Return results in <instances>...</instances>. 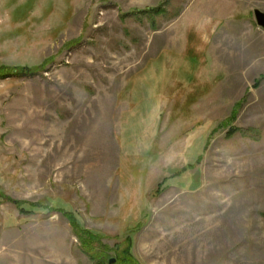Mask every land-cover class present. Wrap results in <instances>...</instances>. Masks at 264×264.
Segmentation results:
<instances>
[{"label":"rangeland","instance_id":"obj_1","mask_svg":"<svg viewBox=\"0 0 264 264\" xmlns=\"http://www.w3.org/2000/svg\"><path fill=\"white\" fill-rule=\"evenodd\" d=\"M255 9L0 0V67L27 70L0 77V240L50 261L66 237L78 264L129 245L134 264H264Z\"/></svg>","mask_w":264,"mask_h":264},{"label":"crops","instance_id":"obj_2","mask_svg":"<svg viewBox=\"0 0 264 264\" xmlns=\"http://www.w3.org/2000/svg\"><path fill=\"white\" fill-rule=\"evenodd\" d=\"M55 240L51 243V246H55V244L62 246V252L57 260L51 258L50 261L47 260L46 248H44L43 254L40 252V247L32 254L31 248L12 247V244L0 240V264H78L79 262L70 247L69 238L59 237Z\"/></svg>","mask_w":264,"mask_h":264},{"label":"trees","instance_id":"obj_3","mask_svg":"<svg viewBox=\"0 0 264 264\" xmlns=\"http://www.w3.org/2000/svg\"><path fill=\"white\" fill-rule=\"evenodd\" d=\"M41 67H38V69H40ZM27 72V70H26V68H21V69H19V70H16V68H10V67H7V66H1L0 67V77H9V76H13V75H16V74H18V75H22V74H24V73H26ZM233 131H235L234 129L231 131V133H233ZM25 204H28V205H31L32 207H36V205H33V204H29L28 202H21L20 203V207H21V212H23L24 211V213H30V210H26L25 208H24V205ZM40 208H42V209H44V210H46V209H48V211L50 212L51 210H52V207H50V206H43V205H40L39 206ZM64 211V213L66 214V215H68V217H69V220H70V222H71V224H72V226L74 227V229H77V227L78 226H80V224H79V222H78V220H77V218L75 217V215L73 214V213H71V212H68V211H65V210H63ZM81 227V226H80ZM82 228V227H81ZM83 229V228H82ZM90 233L92 234V235H96L93 231H90ZM125 252V254H126V258L124 259V261L126 262V264H134V262H133V260H132V258H131V256H130V245L128 246V248L124 251ZM110 261V258H108V262ZM110 263V262H109Z\"/></svg>","mask_w":264,"mask_h":264},{"label":"water","instance_id":"obj_4","mask_svg":"<svg viewBox=\"0 0 264 264\" xmlns=\"http://www.w3.org/2000/svg\"><path fill=\"white\" fill-rule=\"evenodd\" d=\"M254 15L256 18V22L259 26H261L262 28H264V12L260 9H255L254 10ZM115 259L112 258L110 260V263H114Z\"/></svg>","mask_w":264,"mask_h":264}]
</instances>
